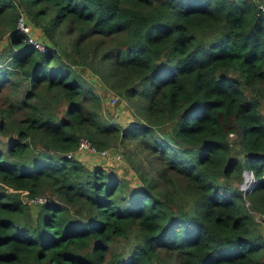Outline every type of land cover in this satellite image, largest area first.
I'll return each instance as SVG.
<instances>
[{"label":"trees","instance_id":"1","mask_svg":"<svg viewBox=\"0 0 264 264\" xmlns=\"http://www.w3.org/2000/svg\"><path fill=\"white\" fill-rule=\"evenodd\" d=\"M263 4L0 0V264H264ZM80 137L126 141L132 171L88 167Z\"/></svg>","mask_w":264,"mask_h":264},{"label":"rangeland","instance_id":"2","mask_svg":"<svg viewBox=\"0 0 264 264\" xmlns=\"http://www.w3.org/2000/svg\"><path fill=\"white\" fill-rule=\"evenodd\" d=\"M38 33H39V35L37 37L42 36L40 31H38ZM40 38H39V40H40ZM42 38H43V36H42ZM81 75L83 76L84 79H87V81H90L93 84L95 91L100 95V97L102 99L101 111H102V114L105 116V118H107L111 122H115V123L121 125V127H126L127 124L130 122V120H132L131 111L133 110V108L128 103L127 99L120 98L119 96H118L119 98L115 97L113 99V97H112V96H114V95H112V94H114L113 91L106 88L105 87L106 85L104 83H102L97 76L89 73V71L86 70L83 73H81ZM106 90L108 91L107 93H106ZM0 137H1V141L3 143L7 139L6 135H1ZM229 140L231 141L232 137H231V139L229 137ZM124 147H126V148L130 147L131 148V145H129L128 143H126V141H124L120 145H118V148L115 146L114 147L113 146L108 147V150H114V151H118V152L123 151V154H121V152H120V154H121V160L120 161H112V160L96 161L95 160L92 162V160H91V162L96 163V164L101 162L102 165H105V166L109 167L110 169H116L119 171H123L124 168H127V169H129V171H132L129 167L130 166L129 162L125 159ZM70 152H72V151H70ZM140 155L134 156V157H136V158L140 157V159L142 160V156H140ZM125 242H126L125 240H123V241L121 240V241L117 242L116 244L122 248L123 244H125Z\"/></svg>","mask_w":264,"mask_h":264},{"label":"built area","instance_id":"3","mask_svg":"<svg viewBox=\"0 0 264 264\" xmlns=\"http://www.w3.org/2000/svg\"><path fill=\"white\" fill-rule=\"evenodd\" d=\"M261 10L264 11V4L260 6ZM16 27L21 29L22 31L28 33V40L33 44V46L42 52H45L48 49V45L43 43L42 41L36 39L31 33L29 29V25L25 24L22 14L18 17L16 21ZM117 97L116 95L113 96V99ZM77 151L76 153L82 152L83 154L85 153L86 155H97L98 157H112V159L119 160L120 159V154L118 152H111L108 149H97L87 138L85 137H80L77 143ZM110 151V152H109ZM74 152H67L66 156L70 157L73 155ZM252 187V185H251ZM250 187V188H251ZM249 188V189H250ZM24 200L26 201L27 204L29 205H34L36 203H41L45 201L44 196H29V195H24ZM257 220L261 221L263 226H264V220H262L260 217L257 216Z\"/></svg>","mask_w":264,"mask_h":264},{"label":"crops","instance_id":"4","mask_svg":"<svg viewBox=\"0 0 264 264\" xmlns=\"http://www.w3.org/2000/svg\"><path fill=\"white\" fill-rule=\"evenodd\" d=\"M38 31H40L38 28H36L35 30H34V32H33V35L36 37V38H42V36H40V37H37L38 35H39V33H38ZM41 32V31H40ZM42 34V33H41ZM77 155H78V157H80L81 156V158L86 162V165L89 167V166H94V165H96V163H92L93 161H102V160H104V161H108V160H112V161H118V160H115V159H112V157H108V158H103V157H98L97 155H93L92 157H90L91 155H85V154H83L82 152H79V153H77ZM103 158V159H102ZM91 160H92V162H91ZM100 164H101V162H100ZM112 170H114V169H112Z\"/></svg>","mask_w":264,"mask_h":264},{"label":"clouds","instance_id":"5","mask_svg":"<svg viewBox=\"0 0 264 264\" xmlns=\"http://www.w3.org/2000/svg\"><path fill=\"white\" fill-rule=\"evenodd\" d=\"M247 173H251L250 176H247ZM240 177L242 180V183L240 184H244V194H247V190L251 187L252 184L256 183V174H255V170L254 169H243L240 173ZM238 184V185H240Z\"/></svg>","mask_w":264,"mask_h":264},{"label":"water","instance_id":"6","mask_svg":"<svg viewBox=\"0 0 264 264\" xmlns=\"http://www.w3.org/2000/svg\"><path fill=\"white\" fill-rule=\"evenodd\" d=\"M246 175H247V176H250V175H251V173H247ZM240 187H241V189H242V190H244V187H245V185H244V184H241V186H240Z\"/></svg>","mask_w":264,"mask_h":264}]
</instances>
